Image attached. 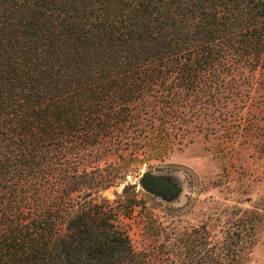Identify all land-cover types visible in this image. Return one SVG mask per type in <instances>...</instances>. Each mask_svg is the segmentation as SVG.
Instances as JSON below:
<instances>
[{"label":"trees","instance_id":"1","mask_svg":"<svg viewBox=\"0 0 264 264\" xmlns=\"http://www.w3.org/2000/svg\"><path fill=\"white\" fill-rule=\"evenodd\" d=\"M199 133L264 153V0H0V264H163L95 194Z\"/></svg>","mask_w":264,"mask_h":264},{"label":"rangeland","instance_id":"2","mask_svg":"<svg viewBox=\"0 0 264 264\" xmlns=\"http://www.w3.org/2000/svg\"><path fill=\"white\" fill-rule=\"evenodd\" d=\"M149 170L178 190L165 199L143 190L139 174L99 189L96 198L130 200L133 248L163 264H264V153L219 134H197ZM205 234L206 236H204Z\"/></svg>","mask_w":264,"mask_h":264},{"label":"water","instance_id":"3","mask_svg":"<svg viewBox=\"0 0 264 264\" xmlns=\"http://www.w3.org/2000/svg\"><path fill=\"white\" fill-rule=\"evenodd\" d=\"M138 184L146 192L154 195L160 194L165 199L178 190V187L171 180L150 170L140 172Z\"/></svg>","mask_w":264,"mask_h":264}]
</instances>
